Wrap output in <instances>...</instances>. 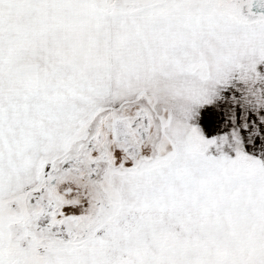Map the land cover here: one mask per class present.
I'll return each instance as SVG.
<instances>
[{"label":"snow or ice","instance_id":"obj_1","mask_svg":"<svg viewBox=\"0 0 264 264\" xmlns=\"http://www.w3.org/2000/svg\"><path fill=\"white\" fill-rule=\"evenodd\" d=\"M0 264H264V0H0Z\"/></svg>","mask_w":264,"mask_h":264}]
</instances>
